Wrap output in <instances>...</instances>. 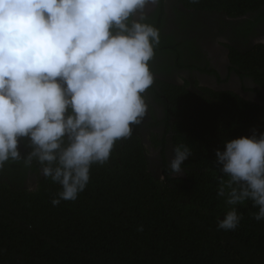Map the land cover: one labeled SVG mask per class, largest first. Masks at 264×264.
Masks as SVG:
<instances>
[{
	"label": "trees",
	"instance_id": "trees-1",
	"mask_svg": "<svg viewBox=\"0 0 264 264\" xmlns=\"http://www.w3.org/2000/svg\"><path fill=\"white\" fill-rule=\"evenodd\" d=\"M178 1L228 17L264 6V0ZM252 56L264 77V52L251 50ZM149 89L167 116L163 142L156 134L153 147L163 146L166 136L173 153L187 144L192 155L182 164L184 174L164 167L161 180L153 172L138 125L130 138L117 141L107 164L92 166L90 182L75 201L53 206L61 189L40 175L39 164L8 162L0 171V264H264V220L254 219L258 208L251 201L236 206L243 217L236 229L218 228L227 208L217 197L214 166L225 140L264 132V104L229 92L197 96L179 87L163 92L166 101ZM26 144L21 139L22 155L30 150ZM160 155L165 165L163 149ZM28 178L33 184H26Z\"/></svg>",
	"mask_w": 264,
	"mask_h": 264
},
{
	"label": "clouds",
	"instance_id": "clouds-1",
	"mask_svg": "<svg viewBox=\"0 0 264 264\" xmlns=\"http://www.w3.org/2000/svg\"><path fill=\"white\" fill-rule=\"evenodd\" d=\"M160 2L0 0V171L8 162L31 168L35 161L60 186L53 206L77 199L92 166L107 164L117 141L130 138L148 113L150 62L161 36L146 10ZM191 155L187 144L175 147L170 174H184ZM214 166L227 208L218 228L236 229L243 218L236 206L246 201L258 208L254 219L264 220V132L225 140Z\"/></svg>",
	"mask_w": 264,
	"mask_h": 264
},
{
	"label": "flooded vegetation",
	"instance_id": "flooded-vegetation-1",
	"mask_svg": "<svg viewBox=\"0 0 264 264\" xmlns=\"http://www.w3.org/2000/svg\"><path fill=\"white\" fill-rule=\"evenodd\" d=\"M146 13L161 36V43L150 62L154 74V84L150 88L159 93L161 100H168L163 92H174V88L179 87L197 96H206L208 91L229 92L246 101L264 104V77L258 76L251 62L255 56L249 57L251 50L264 52V45L256 43L264 37V6L241 16L228 17L218 11L187 8L178 0H161L158 6H149ZM240 60L248 67L244 69ZM158 81L165 85H157ZM151 92L148 89L145 94L148 113L138 125L137 134L148 148L153 172L163 176L162 170L169 169L174 153L169 136L164 138L163 146L153 147L152 138L156 134L163 142L167 116L165 108ZM162 149L165 165L160 155ZM30 177L37 179L36 174ZM29 178L26 184L31 185L33 182Z\"/></svg>",
	"mask_w": 264,
	"mask_h": 264
}]
</instances>
